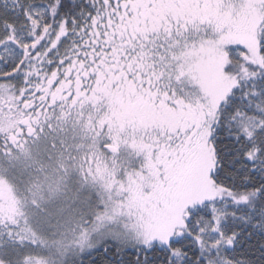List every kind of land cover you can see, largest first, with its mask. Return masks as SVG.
<instances>
[{"label": "snow or ice", "instance_id": "6c2138e0", "mask_svg": "<svg viewBox=\"0 0 264 264\" xmlns=\"http://www.w3.org/2000/svg\"><path fill=\"white\" fill-rule=\"evenodd\" d=\"M0 264H264V0H0Z\"/></svg>", "mask_w": 264, "mask_h": 264}]
</instances>
